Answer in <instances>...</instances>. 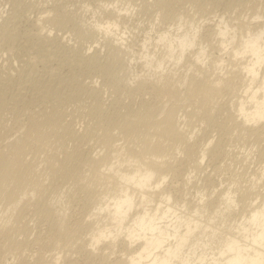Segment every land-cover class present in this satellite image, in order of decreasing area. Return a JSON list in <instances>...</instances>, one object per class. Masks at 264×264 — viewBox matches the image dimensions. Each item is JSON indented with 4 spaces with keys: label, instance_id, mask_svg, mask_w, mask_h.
<instances>
[{
    "label": "rangeland",
    "instance_id": "obj_1",
    "mask_svg": "<svg viewBox=\"0 0 264 264\" xmlns=\"http://www.w3.org/2000/svg\"><path fill=\"white\" fill-rule=\"evenodd\" d=\"M263 3L264 0H165L164 3H159L158 0H0V91L4 95L1 94L0 100V134L4 135L0 147L5 148L9 142L14 141L12 139L21 135L20 130H24V122L28 114L49 108L53 114L49 124L59 127L62 131L60 144L65 150H61L58 147L60 144L55 140L49 149L58 159L69 160L67 167L70 168L75 161L85 162L88 157H98L99 154L106 153V148L98 142L99 138H96L97 134L99 137L98 130L103 129V123L95 126L97 119L93 112H87L88 108H105L104 113L111 115L135 110L144 101L147 105H152L155 110L159 109L160 105L164 107L162 110H166L169 105L178 104L177 118L183 126L181 127L192 133L190 143L193 145L190 148L195 152L188 158V160L191 158L189 162L184 152L175 151V154L178 153L175 158H179L175 161V158L171 159V163L175 162L172 163L175 165L171 166L175 171L167 174L162 188L170 192L174 203L192 206L203 197L206 211L201 212L200 215L204 216L205 221L207 214L215 210L216 205L223 206L220 191L230 188L235 193L234 205H236L230 207L232 214L227 217L224 208L218 210L209 223L210 227H218L217 231L224 232V226L234 218L238 219V214L241 213L245 215L243 221L245 222L251 207L255 204L262 206L264 203V131L261 129L252 131L251 128L254 126L249 124H246L247 129H242L240 126L241 120L236 101L240 96L245 95L244 90L248 87L249 81L244 70L239 71L241 69L238 68L239 65L235 66V61L229 56L228 51L231 46H238L237 37L239 38L240 35L238 22H264ZM111 10L117 13L118 10L121 11L115 16L110 13ZM45 19L47 22L44 21ZM112 20L118 23V31L104 33L94 27L96 23L104 25L106 21ZM54 22L57 24L55 25ZM224 23L234 31L236 37L230 45L227 44V48L223 47L221 41L226 43L227 36L230 37L233 33L230 29H226L228 31L226 39L218 35V26L224 29L222 27ZM35 25H38L36 26L38 29ZM192 30H197L194 45L183 52L178 62L174 61L178 59V49L176 48L170 57L166 53L168 43L157 40L159 34L167 33L172 39V36H180L183 32L190 35ZM177 42L174 41L172 45L176 47ZM46 47L55 52H51L52 60L46 59L47 64L42 62L45 59L42 58L43 55L37 60L35 58L37 54L34 53L38 49L39 53L43 54L42 49ZM238 48L241 49V46ZM201 50L205 52L203 56L198 55ZM196 55L200 57L199 60H196ZM148 59L152 61L150 64L146 63ZM63 60L65 62H62ZM159 60L162 61V68H156ZM51 69L55 72L53 77L49 75ZM198 69L211 80L220 79L222 83L227 82L230 87L221 88L219 84L218 94L211 95L208 101V98L199 96L192 99L182 98L185 96L190 76L195 74L202 76ZM263 73L264 63L260 66L258 80ZM160 75H172L174 80L178 81L175 84L177 87L174 86L181 94V98L176 103L169 99L173 103L171 104L168 99L165 100L168 97L154 91V87L159 89L156 87V82L164 78L163 76L158 78ZM57 77L59 79H56ZM59 81L63 88H67L64 90L61 88L59 95L54 94L58 97H50L52 100L39 99L38 93L41 92L42 85L59 86ZM13 98L16 100L14 101ZM29 98L34 100L31 101ZM53 100L56 103L53 104L54 106ZM159 101L160 103H157ZM21 121L24 124L22 127H20ZM93 126L97 129H93L95 132L91 135L88 127L93 128ZM17 127L20 129L17 130ZM113 133L112 135H115ZM116 134L119 133L116 131ZM113 140L115 145L123 143L121 136L115 135ZM207 140H211V145L208 146L210 149L207 150L205 159L201 161V171H192L189 165H193L192 156L196 158L199 155L196 153L199 152L197 147ZM45 182L47 183L48 180ZM68 185L64 182L52 183L50 205L35 204L20 211L21 218L17 223L20 231L8 239L0 235V264H52L53 262V264H117L118 260L126 257V247L120 242L122 235L119 236L120 240L116 245L107 250L100 243L97 245L98 249L90 248L87 233L91 220L88 219L95 218L92 211H95L94 205L98 198H101L102 203L106 197L97 186L87 190ZM243 189L249 191L244 192ZM138 198H140L139 193H135V200ZM150 204L152 205L153 202ZM57 221L64 222L65 229L70 232V238L73 240L68 239L66 243L58 240L54 225ZM232 230L234 231V228ZM206 231L209 232L211 229L208 228ZM106 240L103 243L108 241Z\"/></svg>",
    "mask_w": 264,
    "mask_h": 264
},
{
    "label": "bare ground",
    "instance_id": "obj_2",
    "mask_svg": "<svg viewBox=\"0 0 264 264\" xmlns=\"http://www.w3.org/2000/svg\"><path fill=\"white\" fill-rule=\"evenodd\" d=\"M158 1L159 3H164L165 0ZM241 5L240 8H242ZM236 8H238V5ZM121 10H118V13ZM110 13L118 16V13L113 10H111ZM256 17H258V15H256ZM242 20L243 19H241V21ZM44 21L47 22L46 19ZM238 21H240V19ZM242 22H238L239 25H237L239 28L238 30H240L238 32L240 35L239 38L237 37V40H239L238 46H241V49L233 45L230 51H228L230 54L228 55L233 57V59H230L235 61V66L239 65L238 68H241L239 71L242 69L244 70V73L248 75L247 79L249 81L248 87L244 90L245 95L240 96L236 101L238 115L241 120L240 126L242 129H245L246 127L248 128L247 125L249 124L254 126L253 128L249 126L252 131H258L256 129L264 131V73L260 80H258L260 66L264 63V22L252 23L253 21L249 22V20V23ZM54 24L56 25L57 23L54 22ZM36 26L38 27V25H35V27ZM94 27L104 33L113 30L118 31V23H116L115 20L106 21L104 25H102V23H96ZM222 27H224V29H220V26H218V35L226 39L228 35L226 29H230V27H228L226 23H224ZM230 30L232 31V29ZM196 31L197 30H192L190 35H188L187 32H183L180 36H172V39H170V35L167 33L162 35L159 34L157 40L158 42L166 41V43H168L166 53L169 54L170 57H172L174 50L176 48L178 49V59H174V61L176 60L178 62L183 52L194 45ZM232 33V36H227L228 41H226V43L221 41L224 48H227V44L230 45L234 41V31H232ZM166 35H168V37H166ZM45 36H43V38ZM6 38L9 39V37ZM49 39H51V37ZM174 41H178L176 47L172 45ZM41 46L45 47L43 45ZM46 48L42 49L43 54L39 53L38 49L34 51V53L37 54V56L34 54L36 59H41V56H44L42 58L45 59L40 61L45 64L48 63L47 60H52L51 52H53L49 47ZM204 53V50H201L198 52V55L203 56ZM198 55H196V60L200 58ZM34 56L32 57L34 58ZM148 56L151 57L152 55ZM241 59H243V61ZM238 61L240 62L239 64ZM62 62L65 61L63 60ZM151 62V59L146 61L148 64ZM69 63L71 64V62ZM157 67L162 68L161 60L157 61L156 68ZM68 69H70V67ZM50 71L49 75L51 74L53 77L55 72L52 69ZM198 71H196V73ZM231 73L232 71L230 74ZM200 74H202L201 77L200 75L198 76V74L190 76L185 89V96L182 98L192 99L193 97L199 96L204 99L208 98V101L211 99V95L218 94L219 84H221V88L224 86L230 87L227 82L222 83L220 79L211 80L203 72H200ZM162 76L163 75H160L158 78ZM165 76H163V79L161 78L162 82L159 81L161 82V86H159V82H156V87L159 89H155L154 87V91L159 94H164V97H168L165 100H173L175 101L174 103H176V101L181 98V94L175 88V84L178 81H175L172 75ZM41 78L44 79L43 77ZM56 79L59 78L57 77ZM60 83L59 81L58 85ZM32 84L35 86V83L32 82ZM47 84H44V86L42 85V87L40 86L44 91L42 92L40 89L41 92H39L38 90L40 96V98H38L48 99L50 97H58L57 95H59L61 88H63L61 85L62 83L60 84L61 87L60 85L57 86V84L56 86ZM143 91L145 90L143 89ZM56 93L58 94L55 96L54 94ZM1 94L3 95L0 91V100ZM155 97H157V95ZM50 99L52 100V98ZM15 100L16 99H14V101ZM32 100L34 99L32 98ZM54 100L56 101V99ZM53 101L52 105H55L56 103L55 101L53 103ZM144 102H139L141 104L135 110L118 112L111 115L104 113L103 110L105 108H88L87 112H93L97 119L96 123H94L95 126L103 123V129L98 130L100 131L99 137L97 133H94V135L97 134L96 138H99L98 142L106 148V153L102 155L99 154L100 156L96 154L98 157H88L85 162L75 161L70 168L67 167L69 160L62 161L58 159L49 149V146L54 144V140L60 144L62 137L60 128L49 124L53 116L51 110L49 108L48 110L47 106L45 107L47 110L41 109L42 111H38L37 113L29 112L30 114H28L27 119H25L26 122H24L25 125L22 121V123H20L22 124L20 127L24 125V130H20L22 131L21 135H16L17 138L15 139L11 138L14 141L9 142L6 146L4 145L5 148L0 147V235L6 239L16 235L17 232L20 231V227L17 225L21 218L20 211L27 206L35 204H41L43 206L50 205L52 202V183L64 182L76 188L87 190L94 189L97 186L106 197L102 203L100 202L101 198H98V201L95 203V211H92V215H94L95 218L93 219L92 217L93 220L87 218L91 220L88 224L89 227L87 226L89 228V233H87L89 234V238H87L91 246L90 248L93 247L95 249L100 243L103 244V247L105 246L106 250L116 245L117 241L121 239V244L126 247V257L124 256L123 259L118 260L117 264H264V203H262V206L261 204L252 206L250 213L245 218V222H243L245 215L243 213L238 214V219L234 218L230 223H227L224 226L225 231L221 232L217 231L218 227H210L209 223L215 217L216 212H218V210L221 211L222 208L225 209V215L230 217L232 214L230 207L234 205L235 201V193L233 190L226 188L220 191V193L218 191L223 197V206L220 205L219 207L216 205V209L207 214L209 217L206 215L207 218L205 221V219L203 220L204 216L200 215L201 212L206 211L201 194L200 197H202V199H198V203L188 206L185 203H174L171 200L170 192L162 188L167 174L175 171L171 168L172 165H175L172 163L176 159H179L177 157L175 158V155L178 156V153L175 154V151L179 153L184 152L187 156V160L194 154L195 150L193 152V149L190 148L193 145V143H190L192 133L187 129V131L184 130L185 128H182L183 126L177 118L176 109L178 104L176 105L171 102L173 105H169L167 109L165 108L166 110H162L164 107H160L161 105L159 109L155 110V108L153 109V107H151L152 105L149 106ZM23 103L21 105H23ZM157 103H160V101ZM27 105H30L29 102H27ZM162 106H164V104H162ZM22 109L24 108H21V110ZM182 119H184V116ZM95 126H93V128L88 127L91 130L89 134L92 135V132H95L93 130ZM20 127H17V130L20 129ZM116 131L120 135H117ZM112 133L122 137L123 143L121 145H115L113 140L115 135H112ZM72 134L75 133L72 132ZM89 134L87 133V135ZM3 136L0 134V142H2ZM210 141L211 140H207L206 143L197 147V149L199 148V152L196 153H199V155H197L196 158L192 156L194 159L192 160L193 165L189 164L191 158L188 160V164L192 168V171H201V161L207 154V150L210 149L208 148L209 144L211 145ZM58 147L61 148V150H65L62 144ZM173 158L175 159L171 163V159ZM216 169H213L214 172ZM194 174L196 173L194 172ZM207 174H204V176ZM46 180H48L47 183L45 182ZM245 191L249 190L246 189L244 192ZM135 193H139L140 198L137 200H135ZM220 195H218V197ZM91 201L93 200L91 199ZM108 201L111 202L108 203ZM150 202H153V204L151 205ZM235 206L236 205H234V207ZM61 210H63V208H61ZM54 225L58 240H62L66 243L68 239H71V234L65 229L64 222L57 221L54 222ZM222 225H224V223H222ZM208 228L211 229V231L207 232L206 229ZM233 228L234 231L232 230ZM121 235L122 237L119 239ZM78 239L75 240L78 241ZM71 240H73V238ZM105 240L107 242L103 243ZM68 242H70V240ZM83 248L85 249V247ZM103 254L102 252V255Z\"/></svg>",
    "mask_w": 264,
    "mask_h": 264
}]
</instances>
